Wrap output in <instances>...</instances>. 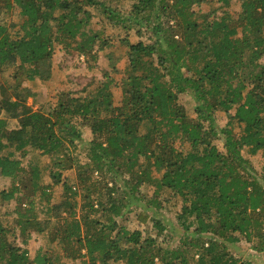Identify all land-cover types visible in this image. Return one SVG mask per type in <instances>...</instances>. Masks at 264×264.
<instances>
[{
    "label": "trees",
    "instance_id": "obj_1",
    "mask_svg": "<svg viewBox=\"0 0 264 264\" xmlns=\"http://www.w3.org/2000/svg\"><path fill=\"white\" fill-rule=\"evenodd\" d=\"M115 29L125 33L118 81L88 65L112 49ZM58 47L102 78L32 110L23 84L50 80ZM10 67L0 99V264H254L229 251L242 241L264 253V0H0V75ZM84 129L88 161L72 163L74 185L49 173L63 190L51 204L35 158L69 159ZM170 200L184 232L174 248L150 212ZM135 210L154 236L120 222ZM32 235L44 245L30 257Z\"/></svg>",
    "mask_w": 264,
    "mask_h": 264
},
{
    "label": "rangeland",
    "instance_id": "obj_2",
    "mask_svg": "<svg viewBox=\"0 0 264 264\" xmlns=\"http://www.w3.org/2000/svg\"><path fill=\"white\" fill-rule=\"evenodd\" d=\"M216 6V5H215ZM211 4L202 5L200 8L204 11H209ZM195 11L198 10L197 7L194 8ZM232 14H236L239 11V6L234 3L230 8ZM14 19V18H13ZM131 35V34H129ZM125 37V33L115 30H111L109 36L107 37L108 42L112 45V49L104 50L99 54L97 63L89 62V66H98L99 68L106 69L110 76L118 81L120 79L122 70L125 64L126 59L122 58L116 53L117 49H120L122 54H125L124 47L119 46L120 38ZM135 40V38H134ZM118 47V48H117ZM116 49V50H115ZM112 63L113 68H109L108 66ZM84 58L79 57L75 52L72 51H63L60 48H56L54 51V55L51 61L52 74L51 78L46 83H35L29 84L24 83V86H27L31 92V96L27 98V105L32 108V110H37L39 107L47 108L52 106L55 103V95L57 92L64 91H77L82 89L87 83L91 81V79L100 80L102 78V73L97 71L96 68H88L85 66ZM6 74L0 75V99L1 96H4L6 92L1 86L6 85L4 79L7 80V83H13L12 79L13 68H7ZM112 93L114 97V104L118 105L121 97L120 91L112 87ZM182 104L186 107L189 106L187 100L182 99ZM216 123L219 127L225 124V117L222 113L217 114ZM83 140L80 144L77 145L76 150L71 154L69 159H66L61 155H53V156H43L36 157L37 161H40L41 167L44 169L42 173L41 185L48 189L49 200L51 204H58L62 201V182L60 184H53L52 179L49 176L51 171L58 172L61 174V181H66L67 183L74 185L75 181V170L73 164L76 162L85 163L87 162V142L90 139V133L88 129H84L83 131ZM214 144L217 146L219 150H222V143L219 140L214 141ZM244 156H248L246 150L243 151ZM57 157L63 159L62 165L59 167L53 166L54 162H56ZM61 159V160H62ZM71 161V162H70ZM253 161H256V158H253ZM34 162V161H33ZM30 156L23 161V167L26 169L25 178L28 176V168L31 164ZM73 163V164H72ZM94 178L97 177V174L93 175ZM4 183V182H3ZM8 181L5 182V186L8 187ZM111 184H108L110 187ZM141 193L143 195L149 194L148 191L142 187ZM169 203H164V208L160 213L154 214V211H150L152 215H155L156 218H159L162 223L167 226L166 232H169L172 235L171 244L172 247H176L180 238L184 236V232L175 225V216L179 211V204L172 203V200ZM14 205V204H12ZM25 205V204H24ZM23 205V207H24ZM12 206L9 207V209ZM138 211L135 210L129 213L126 219H122L120 222L128 228H138L143 231L145 234L154 236L153 230H145L144 224H140L137 220ZM188 241H193L194 236L189 234ZM18 242V241H17ZM44 245V240L37 235H32L31 239L28 243L29 256L33 257L36 250L39 247ZM229 251L235 253L238 257L249 259L254 264H264V253H256L251 249V246L247 242H240L237 245L229 246ZM65 264H77V262L66 261Z\"/></svg>",
    "mask_w": 264,
    "mask_h": 264
}]
</instances>
